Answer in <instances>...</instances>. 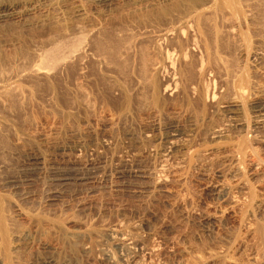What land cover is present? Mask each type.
I'll use <instances>...</instances> for the list:
<instances>
[{"label": "rangeland", "instance_id": "1", "mask_svg": "<svg viewBox=\"0 0 264 264\" xmlns=\"http://www.w3.org/2000/svg\"><path fill=\"white\" fill-rule=\"evenodd\" d=\"M98 1L0 0V264H264V0Z\"/></svg>", "mask_w": 264, "mask_h": 264}, {"label": "bare ground", "instance_id": "2", "mask_svg": "<svg viewBox=\"0 0 264 264\" xmlns=\"http://www.w3.org/2000/svg\"><path fill=\"white\" fill-rule=\"evenodd\" d=\"M190 1V0H189ZM99 4L105 2V0H99L98 1ZM107 2V1H106ZM105 2V3H106ZM185 4V3H184ZM193 4V3H192ZM176 9V7H175ZM188 10L184 11L182 14L179 15H173L171 16L168 20H166L165 25H163V27H161V29L157 30L156 33L158 35V37L160 39L164 40H168L171 38V36H176L179 37L181 35L182 32V28L185 27L187 24L189 25V23H192L193 25L195 24V29L196 26H198L199 21L201 22L204 18V16L206 15H212L215 12H223L226 13L228 15V17L230 18V24H229V28H234L237 24V17L239 16L238 14V8H237V2L236 0H204L203 2H199L198 5L193 6L192 8H187ZM217 10V11H216ZM177 11V10H176ZM2 13V12H1ZM17 13V12H16ZM220 13V14H221ZM11 13H4L0 15V21L2 20H6L9 17H11L10 15ZM78 14H82L81 11H78ZM154 14V13H153ZM166 14V13H165ZM172 14L171 12L169 13ZM14 15V14H13ZM214 15V14H213ZM165 16V15H164ZM168 16V15H167ZM153 17V16H152ZM241 17V16H240ZM13 18V17H12ZM202 18V19H201ZM241 19V18H240ZM27 20V19H26ZM201 25V23H200ZM202 27V26H201ZM188 28V27H186ZM190 29V28H189ZM194 29V30H195ZM199 30H201V28H197ZM196 29V30H197ZM186 30V29H185ZM195 30V31H196ZM198 30V31H199ZM203 30V29H202ZM205 31V30H204ZM209 31V30H208ZM202 33V31H200ZM197 33V32H196ZM199 33V32H198ZM216 33V32H215ZM218 33V32H217ZM216 33V34H217ZM194 34V33H193ZM220 34V33H219ZM156 35V36H157ZM200 39L201 34L199 33ZM198 36V37H199ZM218 36V35H217ZM170 37V38H169ZM180 38V37H179ZM204 38V37H203ZM202 38V39H203ZM174 39V38H172ZM192 39V38H191ZM198 39V38H197ZM219 39V37H218ZM161 40V41H162ZM204 40V39H203ZM202 40V41H203ZM206 40V39H205ZM155 42V41H154ZM158 42V41H157ZM192 42V41H191ZM205 42V41H204ZM204 44V43H203ZM202 44V45H203ZM158 45V44H157ZM157 45H155L154 43V47H156ZM176 45V44H175ZM199 45V44H198ZM205 46V45H204ZM157 48V47H156ZM193 48V47H192ZM210 48V47H209ZM204 49H206L204 47ZM185 51V50H184ZM207 51V50H206ZM176 52V51H175ZM178 52V51H177ZM244 55V52H243ZM244 56H247L246 54ZM206 58V57H205ZM208 58V57H207ZM206 58V59H207ZM179 59V58H178ZM201 60V59H200ZM205 60V59H204ZM163 61V60H162ZM154 64V63H153ZM152 64V65H153ZM170 65V64H169ZM159 66V65H158ZM158 71V70H157ZM33 74L35 75H39V76H44L43 74H40L38 71H33ZM18 75V74H17ZM15 75V76H17ZM3 84V82H0V86ZM154 84V83H153ZM10 85H6L5 88H10ZM154 89V88H153ZM153 91V90H152ZM202 92V91H201ZM203 93V92H202ZM209 93V92H208ZM207 93V94H208ZM201 102V101H200ZM235 109L239 110L241 108V105L236 102L235 105L233 106ZM264 116V115H263ZM264 118V117H263ZM262 165V164H261ZM224 192V191H223ZM222 192L220 191L218 194H221ZM217 194V193H216ZM117 237L112 238V243L115 247L122 249L123 251H130V246L131 245H136L138 244V241L134 240L131 237L126 236V234H123V232L121 231H117ZM262 239H264V232L262 233ZM76 238V237H75ZM19 240V236H12L11 238V243L13 244L12 248L15 246V243ZM82 243V242H81ZM98 249V248H97ZM81 250L83 251H87L86 249V243H82L81 244ZM89 250V249H88ZM52 256V255H50ZM101 256H103L104 258L110 260L109 256L107 255L106 251L103 249L101 250ZM48 258V257H47ZM112 259V258H111ZM45 260V259H44ZM128 261V260H127ZM45 262V261H43ZM62 262V261H61ZM59 262L58 260H56L53 256L48 258L46 260L47 264H66V262ZM111 263V262H109ZM118 263V262H117ZM137 264V263H136Z\"/></svg>", "mask_w": 264, "mask_h": 264}]
</instances>
